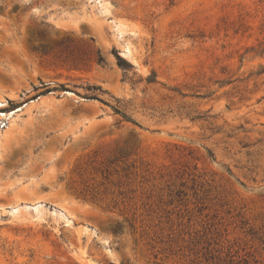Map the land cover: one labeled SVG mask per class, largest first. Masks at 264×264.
Here are the masks:
<instances>
[{
	"label": "rangeland",
	"instance_id": "obj_1",
	"mask_svg": "<svg viewBox=\"0 0 264 264\" xmlns=\"http://www.w3.org/2000/svg\"><path fill=\"white\" fill-rule=\"evenodd\" d=\"M0 100V264H264V0H0Z\"/></svg>",
	"mask_w": 264,
	"mask_h": 264
},
{
	"label": "bare ground",
	"instance_id": "obj_2",
	"mask_svg": "<svg viewBox=\"0 0 264 264\" xmlns=\"http://www.w3.org/2000/svg\"><path fill=\"white\" fill-rule=\"evenodd\" d=\"M6 106V102L3 100H0V108H3ZM69 223V222H68Z\"/></svg>",
	"mask_w": 264,
	"mask_h": 264
},
{
	"label": "trees",
	"instance_id": "obj_3",
	"mask_svg": "<svg viewBox=\"0 0 264 264\" xmlns=\"http://www.w3.org/2000/svg\"><path fill=\"white\" fill-rule=\"evenodd\" d=\"M118 59H119L120 62H123L122 59H120V58H118ZM117 113H119V112H117ZM124 118L127 119V117H125V116H124ZM127 120H129V119H127Z\"/></svg>",
	"mask_w": 264,
	"mask_h": 264
}]
</instances>
